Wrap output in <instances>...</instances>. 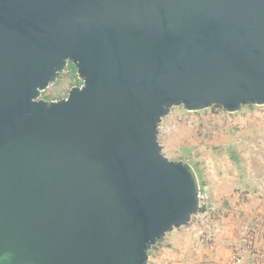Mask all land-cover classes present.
<instances>
[{
  "label": "water",
  "instance_id": "water-1",
  "mask_svg": "<svg viewBox=\"0 0 264 264\" xmlns=\"http://www.w3.org/2000/svg\"><path fill=\"white\" fill-rule=\"evenodd\" d=\"M68 63L81 85L40 98ZM248 104L264 0H0V264H147L198 209L159 123Z\"/></svg>",
  "mask_w": 264,
  "mask_h": 264
},
{
  "label": "rangeland",
  "instance_id": "rangeland-1",
  "mask_svg": "<svg viewBox=\"0 0 264 264\" xmlns=\"http://www.w3.org/2000/svg\"><path fill=\"white\" fill-rule=\"evenodd\" d=\"M81 83L76 68L67 64L57 79L41 92L40 98L66 97L72 86ZM162 120L173 126L169 134L159 138L162 153L170 160L188 162L195 170L199 185L207 188L212 201L214 198V204L218 199L227 198L222 214L233 215L236 206L250 199L264 205V104H248L233 113L222 107L187 111L179 106L173 107ZM232 151L236 159L231 156ZM220 191L222 196H219ZM230 198L236 199L234 205L229 203ZM214 207V213H219L218 206ZM258 213L257 217L264 214V206ZM183 229L189 239L188 244L185 243L188 252L182 257L184 262L216 264L217 250L225 248L232 264L237 237L228 243L222 232L218 245L210 250L196 247L185 227Z\"/></svg>",
  "mask_w": 264,
  "mask_h": 264
},
{
  "label": "built area",
  "instance_id": "built-area-1",
  "mask_svg": "<svg viewBox=\"0 0 264 264\" xmlns=\"http://www.w3.org/2000/svg\"><path fill=\"white\" fill-rule=\"evenodd\" d=\"M172 128L162 120L158 125V141L160 136L169 134ZM197 196V212L192 214L190 221L183 227L196 247L213 250L219 243L222 229L207 188L199 185ZM232 264H264V215L250 217L239 225Z\"/></svg>",
  "mask_w": 264,
  "mask_h": 264
},
{
  "label": "crops",
  "instance_id": "crops-1",
  "mask_svg": "<svg viewBox=\"0 0 264 264\" xmlns=\"http://www.w3.org/2000/svg\"><path fill=\"white\" fill-rule=\"evenodd\" d=\"M219 196H222L221 191L219 193ZM216 198L215 200H217ZM226 199H223L222 201H219L218 199L216 204H214L213 198V201L211 199V204L213 208H215L214 205L218 206L217 211L219 213L215 212V214L218 217V222L220 223L223 232V239H225V242L229 243L232 242L233 239H236L238 234V226L242 222V220L245 219V217L248 219L253 216H258V210L262 211L264 205H262V203L260 204V202L252 201L250 199L236 206L237 209H235L234 214H229L226 217L224 214H222V211L224 210L223 207L226 206ZM228 201L231 205H234L236 199L230 198L228 199ZM259 205L261 206L258 207ZM188 240L189 239L184 232L183 226L166 233L165 236L156 243V245L152 246L148 250L147 264H193L184 262L182 258L184 253L188 252V248L186 245L188 244ZM221 242H223L222 239ZM224 249L225 248L217 250V253L215 255V259L217 262L216 264H231L229 253Z\"/></svg>",
  "mask_w": 264,
  "mask_h": 264
},
{
  "label": "trees",
  "instance_id": "trees-1",
  "mask_svg": "<svg viewBox=\"0 0 264 264\" xmlns=\"http://www.w3.org/2000/svg\"><path fill=\"white\" fill-rule=\"evenodd\" d=\"M72 65V64H71ZM214 107H221L220 105H214ZM236 156V154L234 153V155L232 157Z\"/></svg>",
  "mask_w": 264,
  "mask_h": 264
},
{
  "label": "flooded vegetation",
  "instance_id": "flooded-vegetation-1",
  "mask_svg": "<svg viewBox=\"0 0 264 264\" xmlns=\"http://www.w3.org/2000/svg\"><path fill=\"white\" fill-rule=\"evenodd\" d=\"M68 64H71V63H68ZM60 99V98H59ZM50 100H57V99H50Z\"/></svg>",
  "mask_w": 264,
  "mask_h": 264
}]
</instances>
